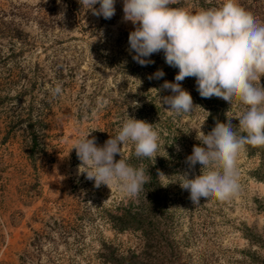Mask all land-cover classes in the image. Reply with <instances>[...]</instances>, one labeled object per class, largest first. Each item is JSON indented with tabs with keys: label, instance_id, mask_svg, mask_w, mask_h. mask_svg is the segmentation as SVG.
I'll return each mask as SVG.
<instances>
[{
	"label": "rangeland",
	"instance_id": "obj_1",
	"mask_svg": "<svg viewBox=\"0 0 264 264\" xmlns=\"http://www.w3.org/2000/svg\"><path fill=\"white\" fill-rule=\"evenodd\" d=\"M223 2L170 6L195 13ZM239 3L264 23V0ZM123 4L116 0L105 19L80 0H0V264H264V152H241V192L230 201L196 206L181 187L184 175L202 174L186 158L201 144L197 133L212 131L209 116L227 123L228 112L239 130L247 106L202 98L188 77L182 87L199 106L169 109L163 97L171 92L159 89L179 69L163 52L147 66L133 59L136 26L123 20ZM158 69L164 77L149 79ZM129 116L153 124L160 138L156 161L137 158L132 142L122 148L127 163L151 175L136 196L115 184L97 188L79 173L73 148L89 133L103 146ZM125 210L146 218L148 233L117 228L110 216Z\"/></svg>",
	"mask_w": 264,
	"mask_h": 264
},
{
	"label": "clouds",
	"instance_id": "obj_2",
	"mask_svg": "<svg viewBox=\"0 0 264 264\" xmlns=\"http://www.w3.org/2000/svg\"><path fill=\"white\" fill-rule=\"evenodd\" d=\"M176 2L124 0L123 20L136 26L129 35L128 51L134 53L133 59L141 66L154 63L149 57L163 52L165 63L179 69L175 80L165 81L159 89L170 90L171 95L163 97V102L178 115L199 106L182 87L181 82L188 77L196 78L202 98H221L230 106L238 100L247 106L237 116L239 132L231 122L233 116L227 112V123L217 122L208 134L197 133L201 144L194 146L186 163L193 169L199 163L202 174L194 178L184 175L187 178L181 182L196 206L202 198L230 201L241 192V152L247 145L264 146V23L246 11L239 0H224L220 7L195 13L170 6ZM80 3L98 17L111 19L115 15L116 0ZM97 4L99 8L94 7ZM164 75L158 69L149 79H161ZM55 91L59 93L60 88ZM89 136L90 133L79 138L73 148L82 162L79 173H86V179L94 180L97 188L102 184L111 188L115 184L126 195L136 196L151 182V175L146 174L143 166L127 163L122 148L132 142L137 158L156 161L160 138L153 124L129 116L118 134L103 146ZM117 154L122 157L119 161L115 160Z\"/></svg>",
	"mask_w": 264,
	"mask_h": 264
},
{
	"label": "trees",
	"instance_id": "obj_3",
	"mask_svg": "<svg viewBox=\"0 0 264 264\" xmlns=\"http://www.w3.org/2000/svg\"><path fill=\"white\" fill-rule=\"evenodd\" d=\"M261 84H264V82H262ZM209 123L212 129L215 127L217 123L214 122L213 120V114L211 117L209 116ZM234 127L239 132L238 128L236 126ZM241 134L246 135V133H241ZM247 147L249 148V152H253L254 150L253 146L247 145ZM258 149H260L261 152H264V146L258 147ZM110 217L114 221L117 228H119L120 230L132 227L133 229H142L144 233H148V231L151 229L150 223L146 220V218L142 217L140 213H132L128 210H125L123 214L111 215ZM113 261H118V260H113ZM121 261L125 262V264H132V260L130 257H123L121 258Z\"/></svg>",
	"mask_w": 264,
	"mask_h": 264
}]
</instances>
